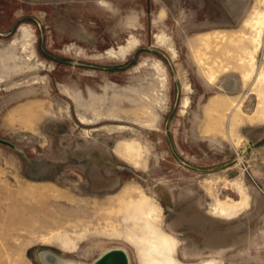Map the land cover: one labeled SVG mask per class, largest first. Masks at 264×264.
Masks as SVG:
<instances>
[{"label":"rangeland","instance_id":"obj_1","mask_svg":"<svg viewBox=\"0 0 264 264\" xmlns=\"http://www.w3.org/2000/svg\"><path fill=\"white\" fill-rule=\"evenodd\" d=\"M136 1L133 29L128 0L124 27L110 0H0V138L15 146L0 142V264L112 247L147 264L125 217L141 197L182 262L264 264V141L247 151L264 133V26L255 70L247 52L264 0Z\"/></svg>","mask_w":264,"mask_h":264},{"label":"bare ground","instance_id":"obj_2","mask_svg":"<svg viewBox=\"0 0 264 264\" xmlns=\"http://www.w3.org/2000/svg\"><path fill=\"white\" fill-rule=\"evenodd\" d=\"M263 12L258 14L261 17H259L260 19L257 20V23L261 27L259 30H257L254 33L255 37L253 36L254 41L257 43V45H254L255 43L253 44L252 42V44L254 45V47L252 48L253 51L251 52L249 47H247L248 51L246 50L247 52H249V57L251 58V61H252L250 65L252 67V70H255L254 69L255 65L253 63L254 58H255L254 53H256L259 50V48L263 45V42L261 39L262 33H263L262 32L263 30L261 29H263L262 27L264 26V13ZM252 18H255V16ZM254 22L256 24V21ZM248 61L250 62V60ZM246 73H249V71H247ZM251 74H252V71L251 73H249L250 75L249 78H251V76L253 75ZM247 78H248V74H247ZM255 79L258 84H264V68L260 69L256 73ZM129 147H131L133 150V153L131 152V154L133 155L132 157L134 158V160L139 162L140 161L138 160L140 158V157L138 158L139 148H137L134 144L133 145L130 144ZM159 214H160V211L158 210V208H156V205L150 199L146 197H141L139 200L133 201L131 212L125 215L128 222L130 223V226H128V228L132 229L133 233L136 235L139 241V244L142 246V248L145 249L144 254H145V259L147 260V264H221L217 261L215 257H212L206 260L203 259L198 262H191V263L182 262L177 256L180 241L175 235L160 228V226L157 224V221L160 216ZM132 223H134L133 226H138V227L132 228ZM74 241L75 240L71 235L66 234L64 236V243L71 249H74L73 245L74 243H76Z\"/></svg>","mask_w":264,"mask_h":264},{"label":"water","instance_id":"obj_3","mask_svg":"<svg viewBox=\"0 0 264 264\" xmlns=\"http://www.w3.org/2000/svg\"><path fill=\"white\" fill-rule=\"evenodd\" d=\"M263 141L264 140L252 143L251 146L247 147V151H250L253 147H257L263 143ZM0 142L15 147L14 144L8 140L0 138ZM40 256L46 264H85L74 259L63 258L56 252L50 250L42 251ZM92 264H131V257L128 250L125 248L112 247L104 250L100 255H98Z\"/></svg>","mask_w":264,"mask_h":264},{"label":"crops","instance_id":"obj_4","mask_svg":"<svg viewBox=\"0 0 264 264\" xmlns=\"http://www.w3.org/2000/svg\"><path fill=\"white\" fill-rule=\"evenodd\" d=\"M121 0H110V8H107L106 11L104 13H102L103 17L105 18H110L111 16L114 18H116L117 20H120L122 21V26L124 27L125 25V18H124V13H123V5L121 4L120 2ZM130 2V8L128 9V12H130V14L128 15V21H130L129 23H127L126 25H129L131 28H136V26H138L140 24V20L138 21V17L141 13V8L139 6L140 3H138V1L134 0L131 1L128 0ZM141 5V4H140ZM110 9V10H109ZM19 20H22V16L19 17L15 22L14 24L12 25L11 29H9L7 32H9L10 30H12L15 25L18 23ZM165 136L168 138L169 142H170V149L173 153V155L175 156L176 160L184 165L185 167L187 168H190V169H193V170H197V171H203L202 169H199V168H196L190 164H188L186 161H184L180 156L179 154L174 150V148L172 147L171 145V141H170V136H169V133H168V130L167 128L165 129ZM259 140H264V133L262 134V136L260 137Z\"/></svg>","mask_w":264,"mask_h":264}]
</instances>
